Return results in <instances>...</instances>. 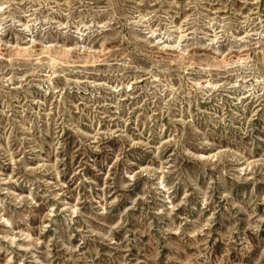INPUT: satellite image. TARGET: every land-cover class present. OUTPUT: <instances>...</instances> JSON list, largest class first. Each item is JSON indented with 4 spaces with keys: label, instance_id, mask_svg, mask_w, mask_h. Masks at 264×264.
<instances>
[{
    "label": "rangeland",
    "instance_id": "374dc122",
    "mask_svg": "<svg viewBox=\"0 0 264 264\" xmlns=\"http://www.w3.org/2000/svg\"><path fill=\"white\" fill-rule=\"evenodd\" d=\"M0 264H264V0H0Z\"/></svg>",
    "mask_w": 264,
    "mask_h": 264
},
{
    "label": "bare ground",
    "instance_id": "6f19581e",
    "mask_svg": "<svg viewBox=\"0 0 264 264\" xmlns=\"http://www.w3.org/2000/svg\"><path fill=\"white\" fill-rule=\"evenodd\" d=\"M32 44H27V45H21V44H17L15 45V47L13 48V52L17 55H23V54H28L29 53V49H32ZM64 50H66V48L64 46H62ZM155 48L158 49V50H164V51H168L166 49V45H158V42L155 44ZM104 48L102 47L99 52H103ZM171 52H173V50H171ZM244 53V52H243ZM182 54V57L185 56L187 54L186 51H182L181 52ZM238 59L236 60H232L231 58L230 59H227L228 58V55L226 53H223L220 57V60H222L224 62L225 65H227L228 63H231V62H239V61H244V57L242 56V52L241 50L235 54ZM235 59V58H234Z\"/></svg>",
    "mask_w": 264,
    "mask_h": 264
}]
</instances>
